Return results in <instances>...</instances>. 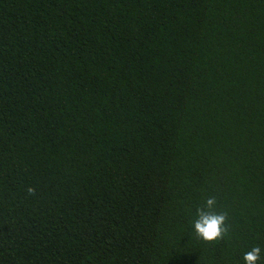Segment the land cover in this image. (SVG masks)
Returning a JSON list of instances; mask_svg holds the SVG:
<instances>
[{"label":"trees","instance_id":"trees-1","mask_svg":"<svg viewBox=\"0 0 264 264\" xmlns=\"http://www.w3.org/2000/svg\"><path fill=\"white\" fill-rule=\"evenodd\" d=\"M211 196L214 245L192 227ZM255 246L264 264V0H0V264Z\"/></svg>","mask_w":264,"mask_h":264},{"label":"clouds","instance_id":"clouds-1","mask_svg":"<svg viewBox=\"0 0 264 264\" xmlns=\"http://www.w3.org/2000/svg\"><path fill=\"white\" fill-rule=\"evenodd\" d=\"M29 195L35 194L33 187H28ZM217 199L214 196L208 197L202 207L196 209V219L193 221V231L196 237L208 244H216L219 241L230 238V226L228 224V214L217 212ZM262 249L255 246L247 251L244 256V264H259L262 260Z\"/></svg>","mask_w":264,"mask_h":264}]
</instances>
